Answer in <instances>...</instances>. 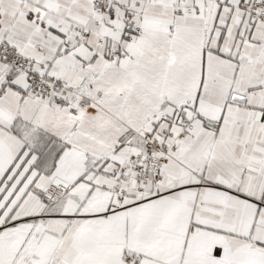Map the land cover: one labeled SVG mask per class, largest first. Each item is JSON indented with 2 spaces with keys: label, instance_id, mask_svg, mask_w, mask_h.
Instances as JSON below:
<instances>
[{
  "label": "snow or ice",
  "instance_id": "obj_1",
  "mask_svg": "<svg viewBox=\"0 0 264 264\" xmlns=\"http://www.w3.org/2000/svg\"><path fill=\"white\" fill-rule=\"evenodd\" d=\"M0 264H264V0H0Z\"/></svg>",
  "mask_w": 264,
  "mask_h": 264
}]
</instances>
